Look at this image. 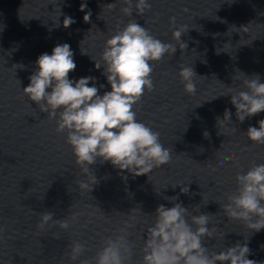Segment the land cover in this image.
I'll use <instances>...</instances> for the list:
<instances>
[{
  "label": "clouds",
  "instance_id": "9594fccd",
  "mask_svg": "<svg viewBox=\"0 0 264 264\" xmlns=\"http://www.w3.org/2000/svg\"><path fill=\"white\" fill-rule=\"evenodd\" d=\"M119 2L123 5L120 12L130 19L123 27L117 25L114 34L105 41L101 54L103 63L93 59L97 69L103 65L111 91L99 95L93 77H82L75 81L69 79L76 64L74 53L67 43L58 44L50 55L43 53L37 58L36 70L29 77L30 83L22 89V95L35 102L41 112L47 113L49 120H56V132L66 134L65 142L70 146L74 164L79 170L75 183L80 195H88L98 183L90 169L98 159L102 163L110 162L114 167L134 176L148 175L150 181L154 170L173 162L172 149L161 143L160 132L137 120L136 105L145 91L151 92L154 89V65L165 55L172 57L177 45L181 50L187 49V43L181 40V36L188 31L189 26L180 25L172 32L175 43L162 42L132 18L133 6L135 13L141 17L150 11L149 0ZM86 7V2H82L80 10L84 11ZM105 7L115 10L117 3H109ZM90 17L89 10L83 16L84 22H90ZM73 23L75 20L72 17L65 16L63 27L68 28ZM170 23L175 24V17H170ZM81 53L86 54L82 49ZM178 75L184 92L194 96L198 78L202 76H197L191 66L183 65ZM90 81H93L92 86H89ZM236 81H239V89L233 87ZM233 84H223L227 91L222 95H231V104L236 109L235 115L239 122L264 112V83L260 82L258 74L249 77L237 70ZM231 115L225 109L223 119L217 118L218 135L234 134L237 131L236 127H229L232 125ZM258 125L249 126L243 134L251 144L264 146V119L258 121ZM208 135L204 133L205 137ZM216 157V165L209 164L213 171L229 161L238 167L232 155L218 151ZM188 183L172 187L184 185L180 190L187 194ZM235 184V191L227 194L222 201L215 202L220 205L229 222H239L246 232H259L264 229V163H253L247 171L237 172ZM202 195L201 202L206 200L205 195ZM164 199L172 202L173 206L168 208L161 204L151 215L153 220L151 226L147 227L139 261L134 259L136 240L133 239V230L136 223L124 221L110 235L100 238L92 255H87L92 251L87 242L70 240L60 264H65V261L68 264H257V261L248 258L250 249L247 242L242 244L237 241L233 246H221L219 250L217 245L206 246V239L223 240L225 232L215 226L208 227L213 215L200 213L201 204L190 211L182 203L176 202L178 197ZM32 214L39 216L35 225L37 235L57 228L59 231L53 233L57 239L60 233H68L76 221L75 215L54 219L52 212ZM130 219L136 220V217Z\"/></svg>",
  "mask_w": 264,
  "mask_h": 264
}]
</instances>
